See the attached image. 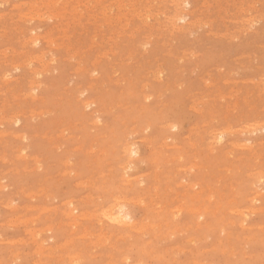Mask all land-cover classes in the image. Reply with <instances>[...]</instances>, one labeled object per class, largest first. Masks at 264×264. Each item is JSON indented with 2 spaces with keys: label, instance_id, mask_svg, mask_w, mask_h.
Returning a JSON list of instances; mask_svg holds the SVG:
<instances>
[{
  "label": "rangeland",
  "instance_id": "1",
  "mask_svg": "<svg viewBox=\"0 0 264 264\" xmlns=\"http://www.w3.org/2000/svg\"><path fill=\"white\" fill-rule=\"evenodd\" d=\"M0 123V264H264V0H0Z\"/></svg>",
  "mask_w": 264,
  "mask_h": 264
},
{
  "label": "bare ground",
  "instance_id": "2",
  "mask_svg": "<svg viewBox=\"0 0 264 264\" xmlns=\"http://www.w3.org/2000/svg\"><path fill=\"white\" fill-rule=\"evenodd\" d=\"M181 1V0H180ZM70 2V1H69ZM68 2V3H69ZM3 3V2H2ZM6 3H7V1H6ZM58 3V2H57ZM153 3V2H152ZM179 2H177V4H178ZM207 3V2H206ZM16 4V3H15ZM115 5V4H114ZM131 5V4H130ZM159 5V4H158ZM49 6V5H48ZM48 6H46V7H48ZM74 6V5H73ZM134 6V5H133ZM254 6V5H253ZM87 7V6H86ZM177 7V6H176ZM181 7V6H180ZM207 7V6H206ZM109 8V7H108ZM170 8V7H169ZM65 9V8H64ZM187 9V8H186ZM207 9V8H206ZM66 10V9H65ZM177 10V9H176ZM175 10V11H176ZM77 11V10H76ZM101 11H102V9H101ZM180 11V10H179ZM27 12V11H26ZM39 12V11H38ZM53 12V11H52ZM136 12V11H135ZM183 12V11H182ZM186 12V11H185ZM58 13V12H57ZM157 13V12H156ZM180 13H181V11H180ZM179 13V14H180ZM184 13V12H183ZM53 14V13H52ZM66 15V14H65ZM81 15V14H80ZM121 15V14H120ZM31 16V15H30ZM44 16V15H43ZM56 16V15H55ZM74 16V15H73ZM76 16V15H75ZM181 16V15H180ZM18 17V16H17ZM57 17V16H56ZM67 17V16H66ZM117 17V16H116ZM185 17V16H184ZM249 17V16H248ZM164 18V17H163ZM176 18V17H175ZM179 18H183V16H181V17H179ZM25 19V18H24ZM30 19V18H29ZM143 19V18H142ZM158 19V18H157ZM156 19V20H157ZM26 20V19H25ZM67 20V19H66ZM172 20V19H171ZM25 22V21H24ZM68 22V21H67ZM100 23V22H99ZM224 23V22H223ZM27 24V23H26ZM225 24V23H224ZM61 25V24H60ZM68 26V25H67ZM136 27V26H135ZM38 28V27H37ZM39 29V28H38ZM94 30V29H93ZM122 30H123V28H122ZM152 30V29H151ZM31 31V30H30ZM65 32V31H64ZM74 32V31H73ZM169 32H171V31H169ZM51 33V32H50ZM66 33V32H65ZM98 33V32H97ZM225 33V32H224ZM243 33V32H242ZM69 34V33H68ZM118 34V33H117ZM128 34V33H127ZM19 35V34H18ZM132 35V34H131ZM61 36V35H60ZM107 36V35H106ZM34 37H35V35H34ZM220 37V36H219ZM235 37V36H234ZM45 38V37H44ZM28 39V38H27ZM69 39V38H68ZM94 39V38H93ZM33 40H37V37H36V39H33ZM63 40V39H62ZM92 40V39H91ZM235 40V39H234ZM34 42V41H33ZM52 42H53V40H52ZM71 42V41H70ZM174 42V41H173ZM38 43V42H37ZM36 43V44H37ZM60 43V42H59ZM68 43V42H67ZM35 45V44H34ZM145 45V44H144ZM48 46V45H47ZM46 46V47H47ZM52 46V45H51ZM45 47V48H46ZM56 47V46H55ZM21 48V47H20ZM129 48V47H128ZM71 49V48H70ZM109 49V48H108ZM24 50V49H23ZM28 50V49H27ZM47 50V49H46ZM146 50V49H145ZM18 51V50H17ZM41 51V50H40ZM42 52V51H41ZM74 52V51H73ZM129 52V51H128ZM4 53V52H3ZM51 53V52H50ZM53 54V53H52ZM78 54V53H77ZM241 54V53H240ZM72 55V54H71ZM29 56V55H28ZM82 56V55H81ZM102 56V55H101ZM106 56V55H105ZM192 56V55H191ZM248 56V55H247ZM70 57V56H69ZM65 58H67V57H65ZM4 59H5V57H4ZM50 59V58H49ZM70 59V58H69ZM82 60V59H81ZM17 63V62H16ZM122 63V62H121ZM49 64V63H48ZM82 64V63H81ZM39 68V67H38ZM19 69V68H18ZM230 72V71H229ZM239 72V71H238ZM192 73V72H191ZM209 75V74H208ZM3 79V78H2ZM160 79V78H159ZM206 80V79H205ZM236 80V79H235ZM24 81V80H23ZM252 81V80H251ZM30 82V81H29ZM260 82V81H259ZM5 83V82H4ZM116 83V82H115ZM215 83V82H214ZM40 84V83H39ZM206 85V84H205ZM235 85V84H234ZM174 86V85H173ZM31 88V87H30ZM36 87H34V89H35ZM142 88V87H141ZM145 88V87H144ZM218 89V88H217ZM234 89V88H233ZM7 90V89H6ZM31 90V89H30ZM33 90V89H32ZM259 90V89H258ZM38 91V90H37ZM220 91V90H219ZM31 92V91H30ZM36 92V91H35ZM34 92V93H35ZM85 92V91H84ZM252 92V91H251ZM20 93V92H19ZM191 93V92H190ZM206 95V94H205ZM228 95V94H227ZM218 96V95H217ZM44 99V98H43ZM219 99V98H218ZM245 99V98H244ZM196 100H197V98H196ZM198 101V100H197ZM196 102V101H195ZM204 102V101H203ZM236 102V101H235ZM231 103V102H230ZM91 104V103H90ZM87 105H89V104H87ZM234 106H236V105H234ZM200 107V106H199ZM202 108V107H201ZM196 109V108H195ZM229 109V108H228ZM42 110V109H41ZM197 111V110H196ZM211 114V113H210ZM4 117V116H3ZM241 118V117H240ZM33 119V118H32ZM11 120V119H10ZM216 121V120H215ZM18 122V121H17ZM95 122V121H94ZM13 123V122H12ZM257 123V122H256ZM1 124V123H0ZM135 124V123H134ZM204 124V123H203ZM243 124V123H242ZM168 125V124H167ZM172 125V124H171ZM196 125V124H195ZM230 125V124H229ZM249 125V124H248ZM173 126V125H172ZM227 127H229V126H227ZM202 128H204V127H202ZM225 129H227V128H225ZM225 129H224V131H225ZM223 130V129H222ZM228 130V129H227ZM241 131V130H240ZM243 131V130H242ZM10 132V131H9ZM204 132V131H203ZM236 132H238V131H236ZM244 132V131H243ZM249 132V131H248ZM64 133V132H63ZM198 133V132H197ZM235 133V132H234ZM253 133V132H252ZM19 134V133H18ZM4 135V134H3ZM22 135H24V134H22ZM224 136V134H223V132L222 133H218L217 135H216V138H218V139H221L222 137ZM214 137H215V135H214ZM213 137V138H214ZM4 139V138H3ZM126 139V138H125ZM249 141V140H248ZM50 142H51V140H50ZM94 142V141H93ZM190 142V141H189ZM219 142V141H218ZM6 143V142H5ZM108 144V143H107ZM132 144V143H131ZM151 144V143H150ZM211 144V143H210ZM209 144V145H210ZM234 144V143H233ZM129 145V149H128V151H130V155H132V154H137L138 153V151H139V149H138V147H136L134 144V146L132 145L131 147H130V144H128ZM80 146V145H79ZM78 146V147H79ZM242 146V145H241ZM55 147V146H54ZM58 147V146H57ZM168 147V146H167ZM204 147H205V145H204ZM91 148H92V146H91ZM123 148V147H122ZM162 148V147H161ZM75 149V148H74ZM93 149V148H92ZM210 149V148H209ZM212 149V148H211ZM25 150V149H24ZM104 150V149H103ZM124 150V149H123ZM127 150V149H126ZM228 152V151H227ZM158 153V152H157ZM5 154V153H4ZM31 157V156H30ZM37 157V156H36ZM40 159V158H39ZM128 159V158H127ZM257 159V158H256ZM7 160V159H6ZM179 160H181V159H179ZM172 161V160H171ZM107 162H109V161H107ZM191 163H193V162H191ZM159 166V165H158ZM36 167V166H35ZM225 167V166H224ZM135 168V167H134ZM137 168V167H136ZM205 168V167H204ZM123 169V168H122ZM130 169V168H129ZM156 169V168H155ZM182 169V168H181ZM184 169V168H183ZM198 169H199V166H198ZM17 170V169H16ZM158 170V169H157ZM261 171V170H260ZM17 172V171H16ZM71 172V171H70ZM123 172V171H122ZM63 173H65V172H63ZM108 173V172H107ZM105 174V173H104ZM123 174V173H122ZM176 174V173H175ZM124 175V174H123ZM155 175V174H154ZM165 175V174H164ZM252 176V175H251ZM250 176V177H251ZM260 176V175H259ZM3 177V176H2ZM125 177V176H124ZM257 177V176H256ZM138 178V177H137ZM153 178V177H152ZM258 178V177H257ZM219 179V178H218ZM130 180H132V179H130ZM180 180V179H179ZM126 181H128V179L126 180ZM184 182V181H183ZM230 182V181H229ZM241 182V181H240ZM251 182V181H250ZM259 182V181H258ZM253 183V182H252ZM251 183V184H252ZM230 184V183H229ZM165 185V184H164ZM197 185H199V184H197ZM167 185H165V187H166ZM188 186V185H187ZM191 186V185H190ZM189 186V187H190ZM231 186V185H230ZM130 187V186H129ZM192 187V186H191ZM235 187V186H234ZM166 189V188H165ZM261 189V188H260ZM194 190V189H193ZM255 190V189H254ZM259 190V189H258ZM209 191V190H208ZM155 192V191H154ZM177 192V191H176ZM178 194V193H177ZM196 194V193H195ZM208 194H210V193H208ZM207 194V196L206 197H208L209 195ZM228 194H230V193H228ZM264 194V193H263ZM118 195V194H117ZM184 195V194H183ZM192 195V194H191ZM238 195V194H237ZM257 195V194H256ZM199 196V195H198ZM254 196V195H253ZM145 197V196H144ZM176 197V196H175ZM229 197V196H228ZM256 197V196H255ZM261 197V196H260ZM81 198V197H80ZM99 198V197H98ZM199 198V197H198ZM209 198V197H208ZM221 198H223V197H221ZM230 198V197H229ZM232 198V197H231ZM257 198V197H256ZM121 199V198H120ZM125 199V198H124ZM171 199V198H170ZM192 199V198H191ZM253 199V198H252ZM260 199V198H259ZM86 200V199H85ZM119 200V199H118ZM141 200V199H140ZM198 200V199H197ZM234 199L232 198V201H233ZM184 201V200H183ZM229 201H231V200H229ZM231 201V202H232ZM250 201V200H249ZM254 202H255V200H254ZM259 202V201H258ZM73 202L71 201L70 203H69V205H73L72 204ZM116 203V202H115ZM75 204V203H74ZM164 204V203H163ZM251 204H252V200H251ZM10 206V205H9ZM40 206V205H39ZM74 207V206H73ZM163 207V206H162ZM161 207V208H162ZM193 207V206H192ZM197 207V206H196ZM200 207V206H199ZM161 208H160V210H161ZM198 208V207H197ZM237 208V207H236ZM235 208V209H236ZM261 208V207H260ZM73 209H76V207L75 208H73ZM171 209H173V208H171ZM194 209V208H193ZM200 209H202V208H200ZM234 209V208H233ZM53 210V209H52ZM86 210V209H85ZM178 210V209H177ZM263 210H264V208H263ZM71 212H72V208H71V210H70ZM179 211V210H178ZM190 211H191V209H190ZM194 211H196V208H195V210ZM229 211V210H228ZM239 211V210H238ZM254 211V210H253ZM71 212H69V214H71ZM84 212V211H83ZM98 212H99V210H98ZM197 212V211H196ZM195 212V213H196ZM198 212H200L199 211V209H198ZM212 212V211H211ZM216 212V211H215ZM173 213V212H172ZM251 213H252V211H251ZM64 214V213H63ZM95 214V213H94ZM99 214V213H98ZM103 214V213H102ZM105 214H107V215H105V216H107V218H108V221H110V222H112V223H115V224H119V225H126V223L130 226L132 223L131 222H128V220H132L133 219V215L131 214V212L130 211H128L126 208H125V205H123V203L122 204H118V203H116V205H113L112 206V208H110V209H108V211L106 212L105 211ZM174 214V213H173ZM198 214V213H197ZM19 215V214H18ZM95 215H97V212H96V214ZM104 215V214H103ZM155 215V214H154ZM166 215V214H165ZM177 215V214H176ZM179 215V214H178ZM203 215V213L202 212H200L197 216H202ZM32 216V215H31ZM80 216H81V214H80ZM85 216V215H84ZM214 216V215H213ZM243 216H245V215H243ZM242 216V217H243ZM32 217H34V216H32ZM74 217H76V216H74ZM82 217V216H81ZM86 217V216H85ZM95 217V216H94ZM97 217V216H96ZM241 217V218H242ZM78 218H79V216H78ZM83 218V217H82ZM100 218V217H99ZM103 218V217H102ZM164 218V217H163ZM246 218H247V216H246ZM73 219H75V218H73ZM98 219V218H97ZM101 219V218H100ZM174 219H176V218H174ZM199 219V218H198ZM16 220V219H15ZM18 220V219H17ZM242 220V219H241ZM24 221V220H23ZM34 221V220H33ZM72 222V221H71ZM136 222V221H135ZM134 222V223H135ZM161 222V221H160ZM168 222V221H167ZM170 222V221H169ZM15 223V222H14ZM27 223V222H26ZM31 223H33V222H31ZM76 223V222H75ZM131 223V224H130ZM133 223V224H134ZM139 223V222H138ZM138 223H137V225H138ZM9 224V223H8ZM66 224H68V223H66ZM71 224V223H70ZM232 224V223H231ZM135 225V224H134ZM154 225V224H153ZM152 225V226H153ZM207 225V224H206ZM209 225V224H208ZM263 225H264V223H263ZM52 226V225H51ZM147 226H148V224H147ZM146 226V227H147ZM160 226V225H159ZM191 226V225H190ZM197 226H199V225H197ZM259 226V225H258ZM262 226V225H261ZM143 227V226H142ZM156 227V226H155ZM34 228V227H33ZM144 228H145V226H144ZM144 228H142V229H144ZM156 228H158V226L156 227ZM175 228H177V227H175ZM263 229V228H262ZM24 230V229H23ZM136 230H137V228H136ZM135 230V231H136ZM139 230V229H138ZM158 231H159V229H157ZM41 231V230H40ZM154 231V230H153ZM229 231V230H228ZM262 231V230H261ZM106 232V231H105ZM222 232V231H221ZM256 232V231H255ZM37 233V232H36ZM71 233V232H70ZM105 234V233H104ZM35 235V234H34ZM85 235V234H84ZM87 235V234H86ZM107 235V234H106ZM111 235V234H110ZM38 236V235H37ZM246 236V235H245ZM104 237H105V235H104ZM109 237V236H108ZM123 237V236H122ZM247 237V236H246ZM99 238V237H98ZM97 238V239H98ZM102 238H103V236H102ZM107 238V237H106ZM99 239H101V237L99 238ZM190 239V238H189ZM206 239V238H205ZM23 240V239H22ZM109 240V239H108ZM124 240V239H123ZM196 240V239H195ZM37 241V240H36ZM44 241V240H43ZM98 241H100V240H98ZM20 242V241H19ZM65 242V241H64ZM67 242V241H66ZM68 243V242H67ZM109 243V242H108ZM193 243V242H192ZM24 244V243H23ZM39 244V243H38ZM194 244V243H193ZM111 245V244H110ZM40 246V245H39ZM44 246V245H43ZM72 246V245H71ZM41 247V246H40ZM55 247V246H54ZM60 247V246H59ZM171 247H172V245H171ZM45 248V246L43 247V249ZM47 248V247H46ZM50 248H51V246H50ZM61 248V247H60ZM67 248V247H66ZM39 249V248H38ZM41 250H42V248H40ZM59 249V248H58ZM166 249V248H165ZM41 250H39L38 252H41ZM76 251V250H75ZM120 251V250H119ZM181 251H182V249H181ZM37 252V253H38ZM77 252V251H76ZM79 252V251H78ZM220 252V251H219ZM222 252V251H221ZM224 252V251H223ZM52 253V252H51ZM48 254V253H47ZM90 254V253H89ZM243 254V253H242ZM252 254V253H251ZM38 255V254H37ZM40 255H42V254H40ZM50 255V254H49ZM69 255V254H68ZM79 255V254H78ZM97 255V254H96ZM109 255V254H108ZM62 256V255H61ZM65 256H66V254H65ZM70 256V255H69ZM73 256V255H72ZM91 256H93V255H91ZM112 256V255H111ZM233 256V255H232ZM74 257V256H73ZM234 257V256H233ZM40 258V257H39ZM62 259V258H61ZM79 259V258H78ZM77 259V260H78ZM125 259V258H124ZM14 260V259H13ZM71 260V259H70ZM70 260H69V262H70ZM80 260V259H79ZM126 261V260H125ZM196 261V260H195ZM73 262V261H72ZM78 262V261H77ZM77 262L76 261H74V263L73 264H77ZM141 262V261H140ZM140 262H136L137 264H139ZM193 262V261H192ZM197 262V261H196ZM264 262V261H263ZM135 263V264H136ZM142 263V262H141ZM229 263V262H228ZM110 264V263H109ZM144 264V263H143ZM208 264V263H207ZM210 264V263H209Z\"/></svg>",
  "mask_w": 264,
  "mask_h": 264
}]
</instances>
